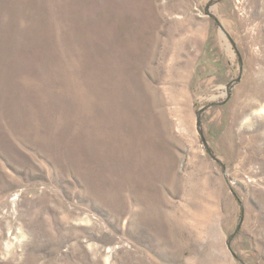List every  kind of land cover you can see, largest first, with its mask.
Returning <instances> with one entry per match:
<instances>
[{
  "label": "rangeland",
  "instance_id": "374dc122",
  "mask_svg": "<svg viewBox=\"0 0 264 264\" xmlns=\"http://www.w3.org/2000/svg\"><path fill=\"white\" fill-rule=\"evenodd\" d=\"M0 264H264V0H0Z\"/></svg>",
  "mask_w": 264,
  "mask_h": 264
}]
</instances>
